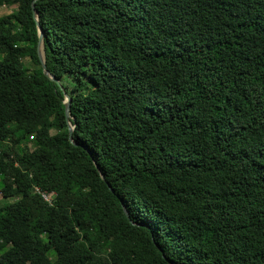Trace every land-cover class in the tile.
<instances>
[{"label":"trees","instance_id":"obj_1","mask_svg":"<svg viewBox=\"0 0 264 264\" xmlns=\"http://www.w3.org/2000/svg\"><path fill=\"white\" fill-rule=\"evenodd\" d=\"M11 5L0 264H264V0Z\"/></svg>","mask_w":264,"mask_h":264},{"label":"water","instance_id":"obj_2","mask_svg":"<svg viewBox=\"0 0 264 264\" xmlns=\"http://www.w3.org/2000/svg\"><path fill=\"white\" fill-rule=\"evenodd\" d=\"M32 12H33L34 18L37 20V15H36V11L34 9L33 3H32ZM37 55H38V59L40 61V64H41V67L43 70V74L45 76H47L49 79L55 80L54 77L49 74V72L46 70V67H45L43 45H42V32L40 29H38ZM64 104H65V118H66L67 126H68V135H69V139H71V133H72L74 126L71 125V122H70V115H69L70 98L67 95H65ZM96 168H97V166H96ZM101 178L102 179L104 178L102 174H101ZM108 188L110 189L111 192H113V190L110 187H108ZM123 209H124L126 217L128 218V213L125 210V207H123Z\"/></svg>","mask_w":264,"mask_h":264},{"label":"rangeland","instance_id":"obj_3","mask_svg":"<svg viewBox=\"0 0 264 264\" xmlns=\"http://www.w3.org/2000/svg\"><path fill=\"white\" fill-rule=\"evenodd\" d=\"M15 10H16V6L15 5L2 6V7H0V16L9 14L10 12L15 11ZM23 62L27 66V68H29V69H33L35 67L28 59H24ZM30 142H31V138H30ZM29 147L32 148V144L31 143L29 144ZM13 201H14L13 198L4 199L0 195V207L5 205V204L12 203Z\"/></svg>","mask_w":264,"mask_h":264},{"label":"built area","instance_id":"obj_4","mask_svg":"<svg viewBox=\"0 0 264 264\" xmlns=\"http://www.w3.org/2000/svg\"><path fill=\"white\" fill-rule=\"evenodd\" d=\"M28 147H29V145H28ZM29 148H31V147H29ZM35 191L38 192V193H40V192L38 191V189H35ZM40 196L42 197V199H43L45 202H47V203L50 204L51 199H52V197H53V194H52V193H40Z\"/></svg>","mask_w":264,"mask_h":264}]
</instances>
